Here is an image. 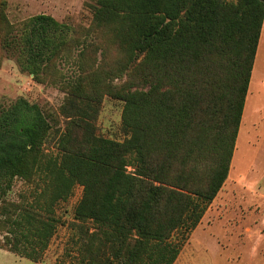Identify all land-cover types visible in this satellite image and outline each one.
Here are the masks:
<instances>
[{
	"label": "trees",
	"instance_id": "1",
	"mask_svg": "<svg viewBox=\"0 0 264 264\" xmlns=\"http://www.w3.org/2000/svg\"><path fill=\"white\" fill-rule=\"evenodd\" d=\"M86 4L89 24L72 25L14 23L0 2L1 49L66 95L55 113L25 97L0 107V248L39 262L67 224L56 264H173L228 177L264 1ZM105 96L123 103L122 140L97 128Z\"/></svg>",
	"mask_w": 264,
	"mask_h": 264
},
{
	"label": "rangeland",
	"instance_id": "2",
	"mask_svg": "<svg viewBox=\"0 0 264 264\" xmlns=\"http://www.w3.org/2000/svg\"><path fill=\"white\" fill-rule=\"evenodd\" d=\"M5 1L14 23L40 13L72 25L90 22L88 0ZM19 97L55 113L66 95L57 86L36 83L31 75L21 73L0 47V107H8ZM122 105L120 100L104 97L96 122L103 136L126 137L121 128ZM45 147L56 153L50 138ZM20 188L18 182L14 191ZM80 195L81 187L76 186L73 195L59 203L57 212L66 223L72 220ZM69 234L67 224L60 226L39 262L0 248V264H56ZM174 264H264V29L228 177L200 223L188 234Z\"/></svg>",
	"mask_w": 264,
	"mask_h": 264
},
{
	"label": "crops",
	"instance_id": "3",
	"mask_svg": "<svg viewBox=\"0 0 264 264\" xmlns=\"http://www.w3.org/2000/svg\"><path fill=\"white\" fill-rule=\"evenodd\" d=\"M263 29H264V22H263V26H262V31H263ZM262 31H261V36H262ZM261 36H260V40H259V45H258V50H257V54H258V51H259V46H260V41H261ZM257 54H256V58H257ZM256 58H255V61H256ZM252 73H253V70H252ZM252 82V74H251V79H250V83ZM250 83H249V86H250ZM248 90H249V88H248ZM247 96H248V92H247ZM247 96H246V98H247ZM245 103H246V101H245ZM244 110H245V106H244ZM244 110H243V115H244ZM181 252V251H180ZM179 255H180V253H179ZM178 255V256H179ZM178 258V257H177ZM177 260V259H176ZM176 262V261H175ZM174 262V263H175ZM173 263V264H174Z\"/></svg>",
	"mask_w": 264,
	"mask_h": 264
},
{
	"label": "water",
	"instance_id": "4",
	"mask_svg": "<svg viewBox=\"0 0 264 264\" xmlns=\"http://www.w3.org/2000/svg\"><path fill=\"white\" fill-rule=\"evenodd\" d=\"M264 1V0H263ZM32 76V75H31Z\"/></svg>",
	"mask_w": 264,
	"mask_h": 264
}]
</instances>
